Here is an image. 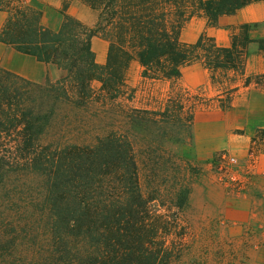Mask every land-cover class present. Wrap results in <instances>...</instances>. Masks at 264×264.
Segmentation results:
<instances>
[{"label": "trees", "instance_id": "trees-1", "mask_svg": "<svg viewBox=\"0 0 264 264\" xmlns=\"http://www.w3.org/2000/svg\"><path fill=\"white\" fill-rule=\"evenodd\" d=\"M71 1L62 0L64 21L54 31L25 0H0V9L8 12L0 41L65 71L57 81L37 84L0 67V173L28 170L45 177L40 204L51 241L38 264H178L188 247L184 210L191 187L178 192L170 207L176 210L168 214L161 209L169 206L143 192L127 135L112 131L95 144L62 146L41 138L59 103L82 106L126 93L131 99L126 73L132 59L140 62L144 77L168 80L180 78L182 66L200 61L211 85L228 100L238 82L264 89V72L245 73L248 45L256 42L264 49V36L251 34L264 21L242 24L230 46L218 45L206 33L194 43L180 39L194 16L204 15L217 26L221 15L261 0H80L98 11L92 27L66 13ZM94 36L109 42L104 64L95 59ZM95 80L101 82L98 90Z\"/></svg>", "mask_w": 264, "mask_h": 264}, {"label": "rangeland", "instance_id": "rangeland-1", "mask_svg": "<svg viewBox=\"0 0 264 264\" xmlns=\"http://www.w3.org/2000/svg\"><path fill=\"white\" fill-rule=\"evenodd\" d=\"M257 29L260 34L264 26ZM92 85L99 89L98 83ZM226 95L215 88L189 91L176 85L152 101L131 100L126 93L117 100L93 98L82 106L59 103L41 139L62 146L95 144L112 131L127 135L135 147L143 192L169 206L161 209L168 214L176 210L170 207L178 192L186 186L192 189L205 174L213 172L214 181L230 196H249L252 188L251 207L233 206L226 214L217 213L213 201L200 206L197 194L193 201L189 196L184 210L188 247L178 264H264V176L258 168L264 132H257L246 159L223 151L209 161L193 146L195 112L226 109L232 103ZM232 157L236 161H230ZM44 187L45 177L35 172L0 173V264L44 262L51 241L40 204Z\"/></svg>", "mask_w": 264, "mask_h": 264}, {"label": "crops", "instance_id": "crops-1", "mask_svg": "<svg viewBox=\"0 0 264 264\" xmlns=\"http://www.w3.org/2000/svg\"><path fill=\"white\" fill-rule=\"evenodd\" d=\"M28 5L41 12L40 21L43 26L58 30L64 21L62 0H26ZM66 13L81 20L87 26H94L98 11L81 2L72 0ZM8 17L6 10L0 9V31ZM264 21V0L255 1L242 7L234 14H224L218 19V25L212 26L204 15L192 17L182 28L180 39L185 43L196 42L202 33L213 37L218 45L230 46L231 35L237 32L242 24H254ZM258 29L252 30L253 37L264 36ZM92 49L98 63H106L109 42L99 36L92 38ZM0 67L37 84L57 81L65 71L54 63L39 61L36 57L24 54L14 47L0 41ZM143 67L137 59H132L126 73V82L134 90L131 100L152 101L155 96H167L172 86L179 85L189 91H199L216 87L210 83L208 69L200 61H194L181 68L178 79H151L142 75ZM264 72V49L258 43L248 45V58L245 66L246 75ZM99 87L101 82L95 80ZM238 90L234 93L232 103L226 109L214 108L198 110L193 120V146L199 154H204L209 161L217 153L223 151L236 153L239 158L246 159L252 141L259 130L264 129V89L256 86L245 87L238 82ZM219 91V90H218ZM259 176H264V154L260 155ZM258 173V172H256ZM205 174L200 177L190 193V201L199 196L200 206L215 204L217 213H228L233 206L244 203L250 206L249 196H230L222 184L214 181V175ZM261 174H263L261 176ZM258 176V174L256 175ZM259 179V178H258ZM257 181L254 182V185Z\"/></svg>", "mask_w": 264, "mask_h": 264}, {"label": "built area", "instance_id": "built-area-1", "mask_svg": "<svg viewBox=\"0 0 264 264\" xmlns=\"http://www.w3.org/2000/svg\"><path fill=\"white\" fill-rule=\"evenodd\" d=\"M230 161H236V159L232 157V158L230 159Z\"/></svg>", "mask_w": 264, "mask_h": 264}]
</instances>
